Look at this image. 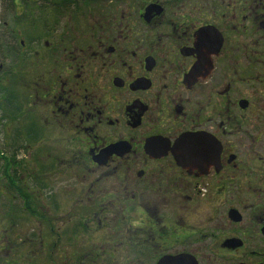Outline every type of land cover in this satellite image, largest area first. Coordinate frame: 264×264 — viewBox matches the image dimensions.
Returning a JSON list of instances; mask_svg holds the SVG:
<instances>
[{
	"label": "flooded vegetation",
	"instance_id": "flooded-vegetation-1",
	"mask_svg": "<svg viewBox=\"0 0 264 264\" xmlns=\"http://www.w3.org/2000/svg\"><path fill=\"white\" fill-rule=\"evenodd\" d=\"M3 2L0 264H264V0Z\"/></svg>",
	"mask_w": 264,
	"mask_h": 264
},
{
	"label": "rangeland",
	"instance_id": "rangeland-1",
	"mask_svg": "<svg viewBox=\"0 0 264 264\" xmlns=\"http://www.w3.org/2000/svg\"><path fill=\"white\" fill-rule=\"evenodd\" d=\"M3 3L5 4V2H3ZM6 4H5V6L3 4H0V21H3V20H8L9 21V10L6 9ZM17 8H19V7H17ZM0 31H3V29H1ZM28 33H32V35L30 36L32 38L37 35V32L36 31H34V32H28ZM49 144H52L53 145V143H51V142ZM19 175H20V173H18L16 175H13V176L11 175L12 178H13L12 179V182L15 181V178H18L19 179L20 178ZM57 177L62 178V176H60V175H55L54 177L52 175H50L49 182L55 180ZM5 178H7V177L4 176L3 173L0 174V205H1L0 206V214H3L4 212H6V209L3 208L4 207V204H5V199H4L5 196H4V193L7 191L6 190L7 181L5 180ZM43 182H47V176H43ZM62 184H65V181H63ZM16 189H18V188H15V190ZM15 190H12V198H15V194L18 193V192H20L19 190H16V191ZM64 199H65V203H64V208L63 209H66V208H68V202H67L68 196H65ZM13 204L16 205V208H14L15 210H13V214H15V215L22 214L23 213V212H21L22 208L17 207V206H19V202H14ZM32 209H35V207H32ZM34 213H36V211H34ZM11 237H12V239H11V247L12 248H14V247H21L22 244L20 243L21 242V240L19 239L20 236L17 235V234H15V233H12L11 234Z\"/></svg>",
	"mask_w": 264,
	"mask_h": 264
}]
</instances>
